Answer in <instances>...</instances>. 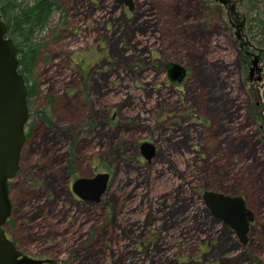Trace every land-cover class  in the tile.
I'll use <instances>...</instances> for the list:
<instances>
[{
    "label": "rangeland",
    "instance_id": "obj_1",
    "mask_svg": "<svg viewBox=\"0 0 264 264\" xmlns=\"http://www.w3.org/2000/svg\"><path fill=\"white\" fill-rule=\"evenodd\" d=\"M132 3L127 18L115 0H57L34 31L36 95L6 234L51 264H264V74L248 80L228 7ZM229 5L264 66V0ZM166 63L186 68L178 85ZM97 172L110 174L98 201L70 193ZM205 190L245 198L256 220L246 244L210 214Z\"/></svg>",
    "mask_w": 264,
    "mask_h": 264
},
{
    "label": "water",
    "instance_id": "obj_2",
    "mask_svg": "<svg viewBox=\"0 0 264 264\" xmlns=\"http://www.w3.org/2000/svg\"><path fill=\"white\" fill-rule=\"evenodd\" d=\"M132 7V0H115ZM243 43V42H242ZM256 57L255 59H257ZM257 61V60H256ZM253 61V66L256 64ZM169 81L178 85L185 78V69L178 64L166 66ZM27 89L18 72L16 47L6 35V25L0 19V264H42L43 261L21 253L15 243L5 237L3 225L10 214L8 182L15 177L19 167L20 152L25 142L24 127L28 121ZM143 159L150 161L155 147L149 142L139 145ZM109 173L98 172L91 177H78L71 185L72 192L82 200L98 201L104 193ZM210 214L228 225L242 243L247 240L253 212L242 196H230L212 190L202 193Z\"/></svg>",
    "mask_w": 264,
    "mask_h": 264
},
{
    "label": "trees",
    "instance_id": "obj_3",
    "mask_svg": "<svg viewBox=\"0 0 264 264\" xmlns=\"http://www.w3.org/2000/svg\"><path fill=\"white\" fill-rule=\"evenodd\" d=\"M29 1L0 0V19L6 25L7 37L16 47L18 72L27 85V98L36 95L35 82L29 81L38 50V44L33 41V33L44 27L48 17L57 8V0H36L34 3ZM247 1L256 4V0ZM257 22L262 29V21L257 19Z\"/></svg>",
    "mask_w": 264,
    "mask_h": 264
},
{
    "label": "flooded vegetation",
    "instance_id": "obj_4",
    "mask_svg": "<svg viewBox=\"0 0 264 264\" xmlns=\"http://www.w3.org/2000/svg\"><path fill=\"white\" fill-rule=\"evenodd\" d=\"M203 1H206V2H208V3H206V4H211L212 2H214V3H216L217 4V6H218V9H219V11H221L222 10V8H226V7H228V16H230L231 18H230V21H229V23H230V25H231V27H232V25H233V27H234V29H235V33H234V36H235V38L237 39V41H238V43H239V50H240V52H242L243 53V59H242V63H243V65L245 66V69L248 71L247 72V78H248V80L249 81H251V82H260L261 80H262V77H263V74H264V66H261L260 64L262 63L261 62V55H262V51H258V50H254L252 47H251V44L249 43V42H247V41H244V34H243V30H244V28H245V25H246V21H247V19L245 18V16H241V18H239L238 16H237V14H236V12L234 11V9H233V6L232 5H229V3L231 2V0H203ZM132 2H133V0H132ZM124 8L126 9V16H127V18H128V16L129 15H131L132 13H133V11H134V5H133V3H132V7H131V9H129L127 6H125L124 5ZM246 40V39H245ZM243 42V43H242ZM256 57H258L257 59H255ZM257 60V61H256ZM253 61H256V64L253 66ZM167 64V63H166ZM169 64V63H168ZM167 64V65H168ZM174 64H177V63H174ZM167 65H165V67L167 66ZM178 65H180V64H178ZM181 66V65H180ZM182 67V66H181ZM184 69H185V73L187 74V71H186V68L184 67ZM167 70V69H166ZM185 77H186V75H185ZM169 79V78H168ZM25 85H26V83H25ZM26 89H27V85H26ZM27 92H28V89H27ZM26 105H27V108H28V98H27V96H26ZM259 133H260V135L262 136V138H263V140H264V134H263V125H260L259 126ZM27 124H25V127H24V133H25V141H26V138L28 137V134H27ZM24 144H25V142H24ZM24 146V145H23ZM156 150V149H155ZM22 151H23V147H22V149H21V152H20V159H19V167H18V169H17V172H16V175L15 176H17V174H18V172H19V169H20V162H21V159H22ZM98 173V172H97ZM108 173V172H107ZM93 174H96V173H93ZM89 177H91V176H89ZM109 177H110V174H109ZM13 178H15V177H13ZM12 178V179H13ZM78 178V177H77ZM11 179V180H12ZM11 180L8 182V199H9V202H10V198H9V194H10V191H11V185H10V183H11ZM75 180V179H74ZM72 185V184H71ZM213 191V190H212ZM215 192H218V191H215ZM72 195H74V196H76L73 192H72V189H71V192H70ZM220 193H222V192H220ZM223 194H226V195H230V196H242V195H236V194H227V193H223ZM77 197V196H76ZM243 197V196H242ZM244 198V197H243ZM244 200H245V198H244ZM245 203H246V205H247V207L248 208H250L249 207V205L247 204V202H246V200H245ZM10 208H11V203H10ZM251 209V208H250ZM252 210V209H251ZM252 212H253V220L249 223V229H250V226L252 225V224H254V222H256V220H255V214H254V211L252 210ZM10 215V214H9ZM221 221V220H220ZM6 222V221H5ZM222 222V221H221ZM223 223V222H222ZM224 224V223H223ZM225 226H227L228 227V229L232 232V233H234L235 235H236V237H237V239H238V241H240V239L238 238V235L235 233V231H233L228 225H226V224H224ZM249 229H248V232H249ZM3 230H4V228H3ZM4 234H5V237L6 238H8V239H10L13 243H15V245H16V247H17V249L21 252V253H23V254H26V253H24L22 250H20L19 249V247H18V245H17V242L15 241V240H13L11 237H9L7 234H6V232H5V230H4ZM247 236H248V233H247ZM241 242V241H240ZM246 242H247V240H246ZM246 242L245 243H242L241 242V244H246ZM26 255H28V256H30V257H33V258H36V259H40V260H47V259H49L50 260V262H47L46 263V261H43V263L42 264H51L52 262H53V260L52 259H50V258H39V257H37V256H31V255H29V254H26Z\"/></svg>",
    "mask_w": 264,
    "mask_h": 264
}]
</instances>
